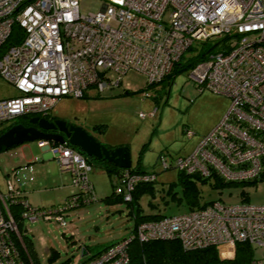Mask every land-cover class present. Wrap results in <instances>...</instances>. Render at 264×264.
Returning a JSON list of instances; mask_svg holds the SVG:
<instances>
[{
  "label": "built area",
  "instance_id": "1",
  "mask_svg": "<svg viewBox=\"0 0 264 264\" xmlns=\"http://www.w3.org/2000/svg\"><path fill=\"white\" fill-rule=\"evenodd\" d=\"M104 1L97 10L81 13L77 0H0V76L17 90L0 97V123L21 114H48L60 96H82L92 85L101 91L118 84L128 69L143 73L146 83H157L194 40L227 35L224 47L197 61L189 75L227 95L229 106L191 153L173 158V166L202 175L213 167L228 180L264 179V0ZM15 23L21 37L3 46ZM48 147L71 183L91 190L87 156L65 142ZM160 165L169 166L163 157ZM147 178L152 175L125 170L114 190L130 199L135 181ZM78 199L72 193L64 206L35 207L7 179L0 189V264H35L21 239L14 205L19 219L53 216L63 225L62 210ZM155 238H175L186 248L213 246L226 258L242 241L263 249L246 264H264V203L212 200L141 220L129 236L74 264H136L129 243Z\"/></svg>",
  "mask_w": 264,
  "mask_h": 264
},
{
  "label": "rangeland",
  "instance_id": "2",
  "mask_svg": "<svg viewBox=\"0 0 264 264\" xmlns=\"http://www.w3.org/2000/svg\"><path fill=\"white\" fill-rule=\"evenodd\" d=\"M77 2L79 11L86 13L97 10L105 1ZM201 45V40H194L191 49L183 51L182 58ZM189 73L190 69L177 71L170 83L164 81L145 87V75L128 69L121 74L118 84L108 85L101 91L93 85L88 86L84 95L60 96L51 106L48 115L78 124L102 142L126 145L131 166L154 173L153 193L145 191L132 204L120 198L105 201L103 196L114 190L118 176L91 163L88 172L92 185L88 197L91 199L62 210L63 225L53 216L18 219L19 230L31 241L35 264L77 263L82 258V248L91 255L104 245L129 236L135 215H172L188 210L185 201L177 198L181 184L173 158L191 153L202 136L221 119L230 103L227 95L198 84ZM16 93L13 85L0 76V97ZM11 121L0 123V128ZM95 124L103 128H94ZM43 154L37 139L1 148L0 187L3 188L8 179L26 190L32 206H60L79 187L71 183L68 172L60 170L54 156ZM161 157L169 167L160 165ZM30 159L32 162H27ZM190 178L198 189L199 202L213 199L224 203H264V179L213 186L211 178ZM169 183L174 197L164 191ZM251 248V257L261 256L260 246L252 245ZM50 251L55 254L48 259Z\"/></svg>",
  "mask_w": 264,
  "mask_h": 264
},
{
  "label": "trees",
  "instance_id": "3",
  "mask_svg": "<svg viewBox=\"0 0 264 264\" xmlns=\"http://www.w3.org/2000/svg\"><path fill=\"white\" fill-rule=\"evenodd\" d=\"M22 34V29L19 27L17 23L13 25V30L11 34L7 37V40L5 43H3V46H7L10 44H13L19 40ZM225 38L226 36L218 37V38H211L206 40H201V47L199 49H195L189 56H186L185 58H181L179 61L175 62L172 70L164 76L159 82L170 83V79L174 76V74L177 71L190 69L197 61L205 58L208 53L215 51L217 49H221L225 45ZM212 41L211 44H206L207 42ZM192 46L188 47V49H191ZM1 50V49H0ZM157 83H146L145 87L154 86V84ZM201 90V88L199 89ZM123 92H126L124 90ZM84 95V94H83ZM23 115L28 116V114H21L16 116L14 119L17 120V118L22 117ZM48 115V114H47ZM13 119V120H14ZM15 121V120H14ZM11 121L8 125L3 126L0 128V132H2L5 128H7L12 122ZM94 128L98 127L102 129L103 127L99 125H93ZM75 147V146H73ZM88 161L90 163H96V165L100 166L103 170H105L108 174H111L112 172L117 174L118 176V182H120V179L122 177L123 172L126 170L129 174L136 173V174H148L152 175V178L147 179H138L135 181L132 190L130 191V199L124 200L122 198V195L119 193H116L115 190H112L109 194L103 196V200L105 201H113L115 199H123L124 201H127V203L132 204L133 202L136 203L137 198L144 193L145 191L153 193V186L152 181L154 180V173L152 172H146L145 170L141 169L139 166H129L128 168H119L115 166L110 161H96L90 157H87ZM166 167H169L168 165ZM163 167V168H166ZM177 180L181 184L180 189V195L177 198H182L185 203L188 206V210L192 208H198L206 205L208 202H211L213 199L208 201H202L199 202V195H198V189L195 186L194 180L190 178V176L200 178V179H206L211 178L212 179V185H224L226 183H237V182H255L259 180V178H253L252 180H246V181H238V180H228L224 179L218 172L212 167L207 175H202L197 171L194 172H186L184 170L177 169ZM171 183L167 184L166 189L164 190L165 193H169V197H174L175 192L171 191ZM92 193L89 189L88 191L79 189L77 192H74V194H77V197H79L77 204L80 205L81 203L85 202L86 200L91 199L88 196H91ZM70 193L69 195H71ZM166 201V200H165ZM66 203L64 202L61 204V206H64ZM152 204V203H151ZM153 205V204H152ZM40 207V206H38ZM19 209V206L14 205L12 207L13 214L16 218V223L19 219L17 211ZM162 216V214L158 213H143L139 215L134 216V224L133 227L141 220H148V219H155ZM18 225V223H17ZM132 227V228H133ZM132 230V229H131ZM21 232V231H20ZM21 234V239L25 246L27 247V251L31 255L34 262L35 261V254L33 251V247L31 244V241L29 237H27L24 233ZM112 243V242H111ZM108 243L104 245L101 249L106 247L107 245L111 244ZM101 249L97 250L96 252L92 253L91 255L97 253ZM85 249V254H86ZM127 251L129 253L131 261L138 264H246L248 259L251 257V251L252 248L250 245H248L245 242L237 241L235 243V251L234 255L231 258L222 257L217 253V250L213 246H205L200 248H186L181 245L178 239L175 238H155V239H149L146 241H136L132 240L127 248ZM54 252L50 251L48 259L52 258L54 256ZM90 254H86L81 259H86L87 257L91 256Z\"/></svg>",
  "mask_w": 264,
  "mask_h": 264
},
{
  "label": "water",
  "instance_id": "4",
  "mask_svg": "<svg viewBox=\"0 0 264 264\" xmlns=\"http://www.w3.org/2000/svg\"><path fill=\"white\" fill-rule=\"evenodd\" d=\"M30 123H11L0 132V149L27 140H45L46 142H67L75 146L87 157L96 161H110L119 168H128L130 164L129 150L126 145L108 147L94 135L78 124L67 122L62 118L31 115ZM85 253L84 248L82 252Z\"/></svg>",
  "mask_w": 264,
  "mask_h": 264
},
{
  "label": "crops",
  "instance_id": "5",
  "mask_svg": "<svg viewBox=\"0 0 264 264\" xmlns=\"http://www.w3.org/2000/svg\"><path fill=\"white\" fill-rule=\"evenodd\" d=\"M85 94V93H84ZM13 95V94H12ZM48 117H54L53 115H48ZM37 141H42V140H37ZM43 141H45V140H43ZM102 142V141H101ZM102 143H105V142H102ZM40 145H41V147H42V150H44V156L45 157H53L52 155H51V153H50V151H49V147H48V144H49V142H42V143H39ZM108 147H112V146H115V145H120V143L119 144H110L109 142L108 143H105ZM27 162H32L31 161V159L29 160V161H27ZM67 172V171H66ZM69 173V172H68ZM70 174V173H69ZM71 176V175H70ZM7 180V179H6ZM89 183H90V181H89ZM14 185L15 186H17L20 190H21V193H22V197H24L25 199H26V201L30 204V205H32L30 202H29V200H28V198H27V194H26V190L24 189V188H21L20 186H19V184H15L14 183ZM90 185H91V183H90ZM4 187L3 188H1L0 187V189L3 191L4 190V188H5V186H6V182H5V185H3ZM92 186V185H91ZM49 206H51V205H49ZM40 207H44V206H40ZM48 207V206H47Z\"/></svg>",
  "mask_w": 264,
  "mask_h": 264
},
{
  "label": "flooded vegetation",
  "instance_id": "6",
  "mask_svg": "<svg viewBox=\"0 0 264 264\" xmlns=\"http://www.w3.org/2000/svg\"><path fill=\"white\" fill-rule=\"evenodd\" d=\"M33 115H39V114H33ZM40 116V115H39ZM41 116H45V117H48V115L47 114H45V115H41ZM27 117H29V116H25V115H23L22 117H20V118H17V120H15L14 122H12V123H15V122H23L25 125H28V124H30L28 121H27ZM89 132V131H88ZM62 142H65V143H68L67 142V140H64V141H62ZM52 142H49V144H51Z\"/></svg>",
  "mask_w": 264,
  "mask_h": 264
}]
</instances>
